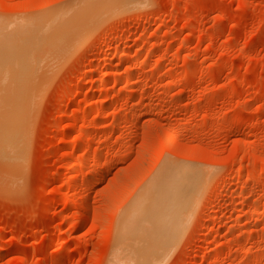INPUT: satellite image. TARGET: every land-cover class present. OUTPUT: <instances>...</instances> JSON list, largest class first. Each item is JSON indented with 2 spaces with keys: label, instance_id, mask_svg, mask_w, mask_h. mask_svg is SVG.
<instances>
[{
  "label": "rangeland",
  "instance_id": "obj_1",
  "mask_svg": "<svg viewBox=\"0 0 264 264\" xmlns=\"http://www.w3.org/2000/svg\"><path fill=\"white\" fill-rule=\"evenodd\" d=\"M89 1L0 0V36ZM90 2L70 47L29 41L0 77L29 96L0 143V264H125L126 217L177 169L199 182L154 264H264V0Z\"/></svg>",
  "mask_w": 264,
  "mask_h": 264
},
{
  "label": "bare ground",
  "instance_id": "obj_2",
  "mask_svg": "<svg viewBox=\"0 0 264 264\" xmlns=\"http://www.w3.org/2000/svg\"><path fill=\"white\" fill-rule=\"evenodd\" d=\"M89 2L85 3L87 6L84 5V6H81L80 8L77 7L76 11L73 13L74 16L71 17L72 15L71 14L69 15L68 21H66V18L68 15H65V16L64 15H58V16H55L54 18L48 20L47 23L46 22L43 23V29L41 28V30L52 34L51 42L55 43V48L58 47L59 49L63 48L62 50H66L68 47L71 46L73 40L77 38L81 29L85 28L83 23H85L86 19H84V21H82V20H83V18H86V17H84L86 15V12H87V14L90 13L88 8L90 5H92V2H90V3ZM104 4H103V6L108 5L107 2H104ZM106 7L108 10H110L109 8H111L110 6H106ZM105 8L103 11H105ZM105 14H107V12ZM69 21H70V24L72 26L69 24ZM64 22H66V23L68 22L67 27L70 28V26H71L70 29L67 28L70 30L68 33H66L68 30L65 28L66 23H64ZM39 26H42V22ZM39 26H37V28H39ZM64 32L67 34V35L65 34V38H63ZM47 33H45V35ZM51 34H48V36ZM31 35L27 36V37L21 36L18 38H13L12 40L5 38L4 36H0V63L3 64V65H0V77H2L4 74H5L4 76H7L8 74H6V72L8 71L9 76H7L6 79L9 80L10 75L17 74V68H19L18 71L20 70V72H21V69L23 68L24 63L26 66L25 61L27 60V57L29 56V54H32L33 52H35L34 49H36V47L33 45L34 43H32L30 45L29 41H32V42L38 41L37 42L38 44L40 41H42L41 42L42 44H40V45L45 44V43L43 44V40H42L44 35L39 34V36H38L35 33H33V36H31ZM48 36L46 39H45L46 36H44V40H49ZM23 42H25V43L23 44ZM26 43H28L27 44L28 46H26ZM21 44L25 45L26 48L23 49V46H21ZM51 45H52V43L50 44V47H52ZM38 48H39V46L37 47V49ZM23 59H24V61H23ZM16 65H17V67H15ZM25 66H24V68H25ZM14 70H15V73H14ZM22 74H24V73L22 72ZM89 74H91V72H89L88 75ZM13 77H16V76H13ZM109 77H110L109 73L105 74V76L101 80V82L106 83L107 80L109 79ZM1 79H3V77ZM13 79H11L12 82H13ZM3 80H2L3 83H5L6 82L5 78ZM23 80L19 79L18 82L22 83ZM9 83H10V81H9ZM13 86H14V84L12 85V87ZM2 87L3 86H1V88H0V97L7 98L8 99L7 101L9 102V104H6L5 106L3 105L4 108L0 109V112L3 111L2 113H0V117L3 114V118H2V120H0V143H2L4 145L7 144V146H9L10 141L13 140L14 142L13 141L12 142L15 144L12 146L14 147L15 145L17 146V142L19 141V140H17L16 134H17L19 129H22V127H24V124H25V123H23V125L21 127V123L19 122L20 120H19V118H17L21 114V113H18L19 110L22 109L24 111V103L22 104L23 108L21 107L19 109L20 105L16 101L17 100L19 102L24 101V99L26 97H29V96H27V93L25 91L27 89L26 88L27 86L23 87L20 84H19V86L16 85L15 86L16 91L14 92V94L12 92L14 88L11 89L9 86L7 88H2ZM14 95H15V97H17L16 100H15ZM12 100H15V101L12 102ZM0 101L3 102L2 100H0ZM1 102H0V105L2 104ZM16 103L19 106L14 105ZM13 105H14V108L12 107ZM15 106H16V108H15ZM2 109H4V110H2ZM22 110H20V112ZM21 115H20V117L22 118L23 115L22 116ZM81 115H82V113H81ZM14 136H15V138H14ZM21 136H23V135H21ZM15 140L17 142H15ZM9 148H10V146H9ZM6 149H7V147H6ZM82 166H85V165L83 164ZM169 169H170V167H169ZM177 171H178V169H177ZM177 171H176V173L167 175V176L163 177L162 179H160L161 182H159L156 187H153V188H155L154 190L150 191L152 187H150V190L148 188V191L150 193L146 194L140 201H138V203L135 205V207L130 212L128 217H126L127 218L126 233L128 232V234L132 236L133 243H132V252L130 254L131 256L128 258L129 260L127 259L125 264H154L155 256L160 254L161 249H162V245H166V244L171 245L172 243H174L176 236H177L176 235L177 231L179 229V222H180L181 217L183 216V215L181 216V214H182L181 212L184 208H187L188 206H190L191 201H193V200H191V198H192L191 197L192 196L191 195V191H192L191 189L196 188L198 186V182H199V178L197 176L198 171H197L196 175L186 174L184 172L177 173ZM200 175H202L201 172H200ZM200 178H202V176ZM192 192H194V189ZM124 221H126L125 217H124ZM183 223H185L184 220H183ZM180 228H181V226H180ZM121 256H123V254ZM124 256H125V253H124ZM160 257H158V259H160ZM121 259H123V258H121ZM118 264H120V263H118ZM122 264H124V263H122Z\"/></svg>",
  "mask_w": 264,
  "mask_h": 264
}]
</instances>
